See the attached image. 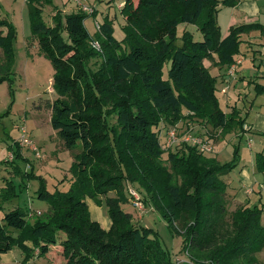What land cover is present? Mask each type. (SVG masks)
<instances>
[{
    "label": "trees",
    "instance_id": "16d2710c",
    "mask_svg": "<svg viewBox=\"0 0 264 264\" xmlns=\"http://www.w3.org/2000/svg\"><path fill=\"white\" fill-rule=\"evenodd\" d=\"M25 1H30V37L37 40L55 71L52 81L57 98L49 105L50 125L65 149L78 145L81 150L73 168L77 185L68 194L51 198L42 189L37 192V198L48 204L44 218L30 223L18 207L4 213L0 254L16 246L26 264L59 246L65 264H174L157 234L135 226L131 213L122 209L129 203L125 183L138 185L145 192H138L142 205L152 206L171 229L177 221L186 224L182 249L187 248L192 259L226 264L243 248L260 251L264 227L259 225L261 210L255 206L244 205L231 214L235 235L223 239L221 246L203 236L209 216L225 214L226 185L221 177L237 166L238 147L233 150V160L221 164L184 143L167 148L163 160L160 144L168 126L186 118L187 122L198 120L221 136L246 128L237 109L229 114L222 109L217 79L203 61L215 55V66H231L240 35L258 26L231 28L221 38L216 22L219 0H137L136 4L124 0L120 8L123 42L114 39L112 24L105 17L95 38L101 47L97 52L89 44L92 38L84 26V13L62 14L56 9L48 26L39 7L49 0ZM32 2L39 7L30 5ZM226 3L231 4L223 0L221 5ZM180 25L196 26L202 40L195 41L186 30L179 36ZM6 26L7 20L0 19L2 68L9 65L12 53L13 31L5 33ZM93 58L100 59L95 70L88 68ZM166 64L169 68L163 78ZM259 87L255 86L260 89L256 95L262 93ZM14 145L20 157L21 148ZM255 168L264 172L263 153L256 155ZM109 192L115 197L106 201L111 218L107 233L90 219L83 196L107 197ZM10 230L16 231L15 236ZM60 233L63 239L58 237Z\"/></svg>",
    "mask_w": 264,
    "mask_h": 264
},
{
    "label": "rangeland",
    "instance_id": "374dc122",
    "mask_svg": "<svg viewBox=\"0 0 264 264\" xmlns=\"http://www.w3.org/2000/svg\"><path fill=\"white\" fill-rule=\"evenodd\" d=\"M79 1L83 5L96 10L91 15L84 13L86 15L84 26L93 40H95L98 33L96 24L103 23L105 16L108 14V19L113 27L114 39L120 43L123 42L125 37L124 19L118 6L124 0ZM222 1L219 0L220 6H223L221 5ZM29 3H26L25 0H0V19L7 20V26L4 28L5 33L8 30L13 31L10 39L11 60L9 65L4 66V68L1 66L5 65V59L0 48V79L4 78L0 81V224H2L1 218L4 213L13 207L23 210L30 223L37 218H44L48 211V204L37 198V192L42 189L46 195L55 198L68 194L77 185L73 168L75 156L80 153L81 149L78 145L72 150L65 149L50 125L51 112L49 105L57 98L52 81L55 71L50 60L40 52L37 40L30 37ZM136 3L137 0L134 1V4ZM30 5L39 7L35 2ZM58 7L63 10L66 6L61 5L58 0H49L48 3L40 5V17L46 25H52V16L56 12L54 9L58 10ZM225 9V7H221L219 12H222L219 13V19L216 17L221 38L224 37L221 33L224 29L225 16L223 14ZM176 11L177 8H175ZM184 30L189 32L195 41L202 40V35L197 31L196 26L180 25L177 28V34L180 36ZM61 37L64 41H68L65 32H61ZM99 63V58H93L88 61V68L95 70ZM168 68L169 64H166L163 69V78H165ZM216 88L217 92L221 94L220 100L224 102L225 93L221 90L223 88ZM187 120V118L181 120L175 125L168 126V128L176 127L178 134L181 136L186 131ZM110 122L113 124L115 120L111 119ZM22 124L26 126L28 136L38 148L40 157H36L27 147L21 148L20 157L16 155L18 150L14 143L20 136L18 129ZM191 124L196 129V131L193 129L195 134H197L198 129L206 135L209 134L212 143L219 138L218 134H214L210 128L202 126L198 120L191 121ZM251 138L252 136H247L241 140L240 137H232L231 134H226L224 138H219V142L214 146L212 153L221 164L233 160L235 147H238V155L248 158L250 151L247 149V140ZM252 140L255 139L252 138ZM160 144L164 150L162 159L166 160L169 149L166 150L168 145L163 135ZM9 145H11V148H9ZM10 156H12V161L9 159ZM164 164L169 167L165 161ZM237 174L238 169L235 167L230 173L232 180L235 182H238ZM221 180L226 185L223 195L225 214L221 216L216 212L213 216H209L203 234L204 238L207 236L212 237L216 246H221L223 239L235 235V226L231 220V214L237 208L244 206L236 203L231 197L228 178L222 176ZM124 187L129 203L122 205V209L131 213L132 223L135 226L141 225L150 228L157 234L162 249L167 252L166 254L172 263L212 264L203 258L199 261L194 260L190 257L187 248L182 249L186 229L185 223L177 221L173 226L174 230L171 229L161 215L154 211L150 205L144 206V213L139 214L140 210L133 205L135 196L132 193H135L141 199L139 193L144 194L145 192L136 184L125 183ZM262 192V202L254 192V195L248 198L247 205L249 207L255 206L261 210L259 225L264 227V189ZM110 196L115 197V194L109 192L108 196L104 197L102 195L91 196L85 193L83 196L90 219L97 222L102 230L107 233L111 229V218L106 203ZM10 231L15 236L16 231ZM248 236H252V233H249ZM58 237L63 239L65 236L60 233ZM54 250L44 257H33L26 264H65L64 258L57 252L58 248ZM241 251L234 258L229 259L226 264H264V240H262V248L258 252L251 251L249 247L243 248ZM9 252L10 257L12 256L14 261L18 262L17 264H25L23 253L19 248L15 246ZM7 254L8 252L2 253L0 257H6ZM11 262L9 263V260H6L4 264H14V262Z\"/></svg>",
    "mask_w": 264,
    "mask_h": 264
},
{
    "label": "crops",
    "instance_id": "0c3cea01",
    "mask_svg": "<svg viewBox=\"0 0 264 264\" xmlns=\"http://www.w3.org/2000/svg\"><path fill=\"white\" fill-rule=\"evenodd\" d=\"M95 1L102 2V0ZM229 1L231 2L230 5L226 3L220 6L219 4L216 16L219 19V13L222 12H219L221 7L226 8L223 14L225 16L224 29L221 33L224 37L229 33L231 28L244 25H257L258 28L240 35L239 51L233 57V60L239 61V63L236 64L232 76L228 75V67L224 66L220 68L214 65L217 61L215 55L211 59L204 60L203 65L212 76L216 77V87L226 89L224 102L220 100L221 94L217 92L224 112L229 114L234 108L239 111L241 117L245 118L244 126L246 128H243L242 132L233 131L229 134L232 137H240L241 140L247 136H252L255 139H246L250 156L248 158L241 155L238 156L236 166V169H238V182L232 180L230 173L225 175L228 178V188L233 200L239 205H247L248 198L253 196L254 192H256V197L261 202V199H263V189L261 186L264 184V172L260 174V172L256 171L255 156L259 153L264 154V0H226V2ZM58 2L66 6L63 10L58 7V10L62 14L79 11L74 0H58ZM105 17H108V14ZM257 85L262 87L260 95H256L260 91V89H255ZM194 130L196 131V129ZM202 133L204 132L198 129L197 135H201ZM217 134L219 138H224L225 136H221L219 132ZM207 135L210 136L209 134ZM219 138L216 141L213 140V149L219 142ZM211 155L217 160L213 153ZM56 248H58L57 252L61 255V248L59 246L50 247L48 253L55 251L54 249ZM9 254L10 252H8L6 257H0V264H4L6 260H9V263L11 261L14 264L18 263Z\"/></svg>",
    "mask_w": 264,
    "mask_h": 264
},
{
    "label": "built area",
    "instance_id": "2783aa9c",
    "mask_svg": "<svg viewBox=\"0 0 264 264\" xmlns=\"http://www.w3.org/2000/svg\"><path fill=\"white\" fill-rule=\"evenodd\" d=\"M75 3L78 6V9L82 13H89L90 15L94 12L93 8H89L86 5H83L79 0H74ZM122 5L119 6V9ZM100 23L96 24L97 31H99ZM90 46L97 52H101V47L99 42L96 40L90 41ZM239 63V61H235L231 66L228 67V75L232 76L235 71L236 64ZM223 93H226V89H221ZM192 113L186 112V115H191ZM186 131L181 134V136L178 134V129L176 127L169 128L165 134L164 137L166 138V143L168 145V148L173 147L178 144H188L192 147H195L196 150L203 155H209L213 152V143L212 140L209 139L207 136H201L197 135L193 132V126L191 122H186ZM20 136L16 143L20 146V148L27 147V149L36 155V157H40V153L38 148L36 147L35 143L32 141V139L28 136V130L24 124L20 126L18 129ZM12 160V156L9 158ZM262 189H264V185L261 186ZM133 196H135V200L133 202V205L140 210L139 214L144 213L145 209L142 205L140 199L136 196L135 193H132Z\"/></svg>",
    "mask_w": 264,
    "mask_h": 264
}]
</instances>
